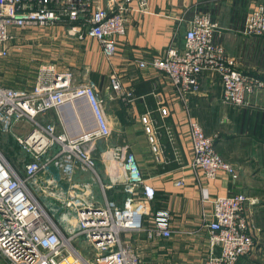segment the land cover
Here are the masks:
<instances>
[{
	"label": "built area",
	"instance_id": "1",
	"mask_svg": "<svg viewBox=\"0 0 264 264\" xmlns=\"http://www.w3.org/2000/svg\"><path fill=\"white\" fill-rule=\"evenodd\" d=\"M133 1H137L138 9H146L145 0H121L113 9H104L94 0H0V61L9 56L12 42L19 40L23 30L56 26L78 40L96 39L103 55L110 59L115 55L116 41L126 32V15ZM180 22L186 23L183 47L171 45L163 55L139 60L137 65L160 71L181 98L199 92L202 73L217 75L223 102L237 108L249 106V97L264 89V80L238 68L235 57L228 55L219 41L221 33L211 15L199 12L190 19L180 18ZM240 33L264 36V4L247 13ZM110 88L121 100L135 99L134 92L121 84L115 72L110 75ZM77 99L84 100L90 109L94 127L89 133L72 138L41 120L49 109ZM102 102L93 83L76 82L70 71L52 63L37 67L31 89L0 84V131L26 124L25 134L13 135L30 159L24 163V176L20 177L0 153V255L6 264H142L122 233L143 232L148 239L172 236L169 213L151 212L156 190L126 146L108 145L104 151L109 168L123 174V204L105 196L91 154L94 140L107 142L111 136ZM158 110L162 117L168 115L165 106H158ZM79 118L82 125L88 123L86 117ZM139 120L155 164L168 162L160 135L163 127L174 159L184 166L173 129L158 125L148 110ZM188 136L192 148L189 167L201 169L207 179H214L220 172L233 180L238 178L237 169L217 152L215 136L207 135L195 118L188 119ZM78 170L91 173L100 184L101 204L95 201L89 183L75 181ZM40 173L46 178L36 185L38 194L54 199L63 215L64 210L74 213V221L62 215L61 227L40 203L31 189ZM181 184L182 180L176 181V185ZM207 200L212 210L210 218L203 217L209 245L205 264H236L254 247L255 224L246 213L249 198L236 193ZM80 236L87 246L77 249L74 242Z\"/></svg>",
	"mask_w": 264,
	"mask_h": 264
},
{
	"label": "crops",
	"instance_id": "2",
	"mask_svg": "<svg viewBox=\"0 0 264 264\" xmlns=\"http://www.w3.org/2000/svg\"><path fill=\"white\" fill-rule=\"evenodd\" d=\"M94 1L104 9H113L121 0ZM145 1L144 10L137 8V1L130 4L126 32L116 41L112 58L103 55L96 39L78 40L68 35L62 26H56L35 32L38 36L32 41L44 45L48 52L47 58L40 62L70 71L76 82L90 81L103 100L111 136L107 142L94 140L91 154L101 171L105 196L123 204V174H116L109 168L108 154L104 151L108 145L126 146L134 154L147 182L156 190L151 212L169 213L174 231L169 238L148 239L143 232L122 233V239L138 252L142 264H205L209 245L203 217L210 218L212 210L207 199L236 193L248 196L246 213L255 224L254 247L239 257L236 264H264V89L249 97V106L236 109L223 102L222 85L217 75L202 73L199 92L181 98L160 71L137 65L139 60L149 61L153 56L163 55L171 45L182 48L186 23L180 22V18L190 19L201 12L209 13L217 23L220 42L225 52L235 57L238 68L264 80V38L240 33L247 13L256 5L264 4V0ZM17 58L13 56V79L7 76L12 73L7 60L0 61V84L31 89L34 75L22 69ZM113 72L124 87L134 92L133 101L113 95L110 88ZM161 105L168 109L165 117L158 110ZM147 110L158 125L173 129L184 166L174 159L163 127L160 135L168 162L155 164L139 120ZM79 115L86 117L88 123L82 125ZM40 118L53 124L57 133L72 138L89 133L94 127L90 109L82 99L49 109ZM189 118L198 119L205 132L215 136V148L237 169V179L233 180L223 172L214 179H207L201 169L187 165L192 156ZM74 179L89 183L95 201L102 203V189L94 177L78 170ZM178 180L183 184L176 185Z\"/></svg>",
	"mask_w": 264,
	"mask_h": 264
},
{
	"label": "rangeland",
	"instance_id": "3",
	"mask_svg": "<svg viewBox=\"0 0 264 264\" xmlns=\"http://www.w3.org/2000/svg\"><path fill=\"white\" fill-rule=\"evenodd\" d=\"M43 30L45 29L30 28L23 30L22 32L19 33V40L16 43L12 42V47L10 49L9 56L6 59H4L7 60V64L9 65V67H12V73L7 74L8 78L13 79V56L18 57L16 60L18 62V65L21 66L22 69H24L28 73L32 72V74L35 77L36 70L34 68L41 64L40 61L47 58L48 52L45 50L44 45H40L39 42L32 40L33 38H36V36H38L35 34V32H39V31L41 32ZM13 44L15 45L14 49H13ZM28 63H31V65ZM32 63H35L34 66H32L33 65ZM30 69L32 70L30 71ZM26 128H27L26 124L18 123L8 132L0 131V153L10 162L11 166H13V169L20 177L24 176L23 174L24 163H26L30 159H29V154H27L26 151L20 146L18 141L15 139L13 133L20 136L22 134H25L24 132L26 131ZM97 171L99 173V176L102 177L100 173L101 172L100 169L98 170L97 168ZM88 174L91 175V173ZM45 178H46V174L40 173L36 177L34 182L31 183V186L33 187L31 189H33V191L36 194V197L38 198L40 203L45 207V209L48 212H50L51 215L54 216L55 222H57L62 227L63 220L61 216L63 215V213L61 211V208L59 207V204L50 197H46L38 194V188L36 187V185H41L42 181ZM64 215H68L69 217L67 218L74 221V213H72L71 211L64 210ZM74 244L77 249H81L82 247L85 248L87 246L83 236L82 237L80 236L79 240L77 242H74ZM6 263H7L6 259H4L0 255V264H6Z\"/></svg>",
	"mask_w": 264,
	"mask_h": 264
},
{
	"label": "trees",
	"instance_id": "4",
	"mask_svg": "<svg viewBox=\"0 0 264 264\" xmlns=\"http://www.w3.org/2000/svg\"><path fill=\"white\" fill-rule=\"evenodd\" d=\"M214 21V20H213ZM244 24V23H243ZM243 27V26H242ZM242 29V28H241ZM263 38H264V36H262ZM219 41H220V39H219ZM232 107V106H231ZM233 108H236V109H240V108H237V107H233ZM198 120V119H197ZM199 122V121H198ZM200 123V122H199ZM201 125V124H200ZM201 127H202V125H201ZM203 128V127H202ZM204 130V129H203ZM204 132H205V130H204ZM206 133V132H205ZM207 135H211V134H208V133H206ZM216 141V140H215ZM215 143V142H214ZM216 147V146H215ZM217 150V149H216ZM218 152V151H217ZM219 153V152H218ZM220 154V153H219ZM221 155V154H220ZM226 160V159H225ZM227 161V160H226ZM97 168H98V170H99V167L97 166ZM141 172L143 173V171H142V169H141ZM101 173V172H100ZM102 175V174H101ZM143 175H144V173H143ZM145 176V175H144Z\"/></svg>",
	"mask_w": 264,
	"mask_h": 264
}]
</instances>
